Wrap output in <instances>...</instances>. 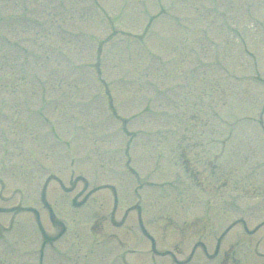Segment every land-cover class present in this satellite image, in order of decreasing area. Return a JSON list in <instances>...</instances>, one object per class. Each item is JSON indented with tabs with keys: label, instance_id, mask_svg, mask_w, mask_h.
I'll use <instances>...</instances> for the list:
<instances>
[{
	"label": "rangeland",
	"instance_id": "374dc122",
	"mask_svg": "<svg viewBox=\"0 0 264 264\" xmlns=\"http://www.w3.org/2000/svg\"><path fill=\"white\" fill-rule=\"evenodd\" d=\"M160 7L167 12L156 16ZM153 82L184 87L158 99ZM103 83L116 112H137L128 128L149 144L148 156L132 148L129 167L115 123L88 127L84 111L74 108L79 120L69 113L66 87L89 94ZM28 85L39 93L20 92ZM44 93L60 111L46 113L56 125L17 124L29 139L0 145V264L35 262L36 216L58 231L50 210L66 230L44 246L42 264H264V0H0V100L21 107L0 108V118L37 115L47 102L33 100ZM99 101L94 112L105 117ZM171 133L199 144L189 156L198 174ZM92 140L116 160L96 156ZM46 172L55 175L44 192L50 208L40 197ZM152 242L166 255H153Z\"/></svg>",
	"mask_w": 264,
	"mask_h": 264
}]
</instances>
